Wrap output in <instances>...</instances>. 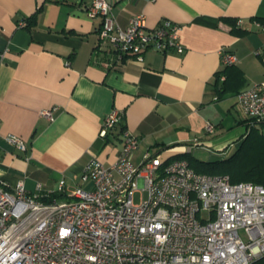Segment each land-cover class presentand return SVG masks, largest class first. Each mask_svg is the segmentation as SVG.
Masks as SVG:
<instances>
[{"label":"crops","instance_id":"crops-1","mask_svg":"<svg viewBox=\"0 0 264 264\" xmlns=\"http://www.w3.org/2000/svg\"><path fill=\"white\" fill-rule=\"evenodd\" d=\"M90 2L0 0V134L26 144L21 152L0 138V187L21 180L31 193L58 196L63 179L69 198L75 187H90L79 178L91 158L104 165L117 159L122 127L140 139L134 164L147 150L163 158L190 154L196 138V146L226 155L245 138L252 126L236 93L264 80V26L255 20L264 18V0L116 1L112 13L122 28L138 14L150 28L164 19L181 25L184 51L147 50L142 63L113 69L96 62L100 19L87 16ZM35 13V26L19 27ZM235 27L248 34L235 36ZM221 48L237 56L228 69ZM44 109H53V121L41 116ZM111 109L123 112L122 121L100 137ZM207 123L214 133L206 134Z\"/></svg>","mask_w":264,"mask_h":264},{"label":"built area","instance_id":"built-area-1","mask_svg":"<svg viewBox=\"0 0 264 264\" xmlns=\"http://www.w3.org/2000/svg\"><path fill=\"white\" fill-rule=\"evenodd\" d=\"M116 1L91 0L85 9L89 19H100L94 52L104 69L142 63L147 50L183 53L181 25L164 19L150 28L138 14L122 28L112 13ZM219 54L223 67L237 63L226 49ZM236 99L252 128L264 131V80ZM52 113L40 111L49 121ZM122 118V111H108L99 136L106 137ZM214 130L205 124L206 134ZM0 138L26 151L21 137ZM120 138L117 159L104 165L91 158L79 178L90 187H75L69 198L63 197V179L58 196L31 193L21 180L0 187V264H253L264 257V186L199 174L183 160L149 150L134 164L139 137L124 129Z\"/></svg>","mask_w":264,"mask_h":264},{"label":"trees","instance_id":"trees-1","mask_svg":"<svg viewBox=\"0 0 264 264\" xmlns=\"http://www.w3.org/2000/svg\"><path fill=\"white\" fill-rule=\"evenodd\" d=\"M36 17L37 14L35 13L28 18L27 29H31L36 25ZM255 20L261 26H264V18H256ZM232 33L235 36H244L248 34V31L236 29L235 27ZM260 55L262 61H264V52ZM225 68L228 69V67ZM124 129V127L120 129V137ZM174 158L185 161L192 170L199 174L227 176L231 183L249 182L254 185L264 186V131L254 127L250 128L245 138L239 143L238 148L226 159L200 161L192 157L188 152ZM253 264H264V257Z\"/></svg>","mask_w":264,"mask_h":264},{"label":"rangeland","instance_id":"rangeland-1","mask_svg":"<svg viewBox=\"0 0 264 264\" xmlns=\"http://www.w3.org/2000/svg\"><path fill=\"white\" fill-rule=\"evenodd\" d=\"M239 144H237L235 147H233L228 154H213L212 151H210L208 148H205L204 146H194L192 147V152L190 153L192 157L196 158L200 161H214V160H220V159H226L229 156H231L234 151L238 148ZM139 194L135 195V199H138Z\"/></svg>","mask_w":264,"mask_h":264}]
</instances>
